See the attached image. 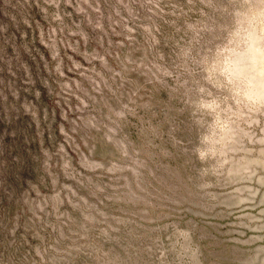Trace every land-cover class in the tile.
I'll list each match as a JSON object with an SVG mask.
<instances>
[{
    "label": "rangeland",
    "instance_id": "374dc122",
    "mask_svg": "<svg viewBox=\"0 0 264 264\" xmlns=\"http://www.w3.org/2000/svg\"><path fill=\"white\" fill-rule=\"evenodd\" d=\"M0 264H264V0H0Z\"/></svg>",
    "mask_w": 264,
    "mask_h": 264
},
{
    "label": "trees",
    "instance_id": "16d2710c",
    "mask_svg": "<svg viewBox=\"0 0 264 264\" xmlns=\"http://www.w3.org/2000/svg\"><path fill=\"white\" fill-rule=\"evenodd\" d=\"M23 175H24V177H27L28 176V170L27 169L24 171Z\"/></svg>",
    "mask_w": 264,
    "mask_h": 264
}]
</instances>
